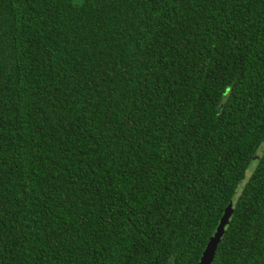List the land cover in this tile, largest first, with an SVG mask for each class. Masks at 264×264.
I'll list each match as a JSON object with an SVG mask.
<instances>
[{"label":"trees","instance_id":"16d2710c","mask_svg":"<svg viewBox=\"0 0 264 264\" xmlns=\"http://www.w3.org/2000/svg\"><path fill=\"white\" fill-rule=\"evenodd\" d=\"M229 201L264 264V0H0V264H196Z\"/></svg>","mask_w":264,"mask_h":264},{"label":"water","instance_id":"95a60500","mask_svg":"<svg viewBox=\"0 0 264 264\" xmlns=\"http://www.w3.org/2000/svg\"><path fill=\"white\" fill-rule=\"evenodd\" d=\"M230 213H231V202L229 201L226 204L221 216L219 217L218 222L214 228V231L212 235L209 237L207 243L205 244L196 264L211 263L215 253L216 246L222 234L223 227L227 223Z\"/></svg>","mask_w":264,"mask_h":264},{"label":"rangeland","instance_id":"374dc122","mask_svg":"<svg viewBox=\"0 0 264 264\" xmlns=\"http://www.w3.org/2000/svg\"><path fill=\"white\" fill-rule=\"evenodd\" d=\"M253 160H255V158L252 159L251 165H250V166L246 169V171H245V175H246V176L249 174V171H250V169H251V167H252V164L254 163Z\"/></svg>","mask_w":264,"mask_h":264}]
</instances>
